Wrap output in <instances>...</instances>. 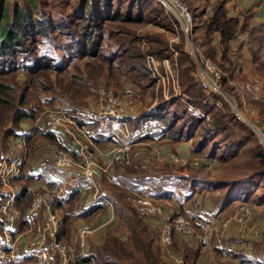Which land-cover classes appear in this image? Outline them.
<instances>
[{"label":"trees","instance_id":"trees-1","mask_svg":"<svg viewBox=\"0 0 264 264\" xmlns=\"http://www.w3.org/2000/svg\"><path fill=\"white\" fill-rule=\"evenodd\" d=\"M185 1L191 5L190 1ZM215 2L217 3L212 6L215 8L213 16L209 20L204 18L205 13L202 9L194 13L192 32L194 46L200 49L202 54L209 59L217 61L220 66L223 65L225 67L226 63H228L226 72L229 79L234 81L235 77L240 75L235 61L229 59L230 44L231 40L238 34L246 33V36L250 39L249 51L252 57L254 73L264 80V60H262L260 54L264 53V24L247 29L245 23L240 22L239 18L228 17L225 8L227 0H217ZM95 3L98 4L99 9L106 7L110 12L104 14V12L97 9L98 7L94 5ZM117 6L118 3H114L113 0H77V3L69 8L70 11L76 13L77 18L75 20L66 22L65 25H51L50 17L43 14L40 10V8L49 7L47 0H0V136H2L3 141L21 136L23 129L20 125L37 120L39 115L46 109L42 110L39 115L31 107L29 109L32 110L28 109V106L33 103L38 92H54L58 86L62 87L64 84L67 86L71 85L75 94H78V103L84 104L88 95H93L92 90L96 91L102 85L110 89L112 87L113 89L115 88L114 92L117 94L131 96H133L132 92L126 91L120 93L117 89L120 90L128 86L127 88L130 91L131 87L144 91L149 88L151 84L149 74L146 66L143 64L142 54L139 50L141 38L144 39L145 45L147 44V52L159 59H168L169 56L166 54L167 48L163 47L164 39L160 33H155L154 35L143 34L142 37L135 33L147 24L159 26L164 31L172 30L171 20L165 9L156 0H126V2L121 0V7L117 11L112 12V9H116ZM141 6L152 15L151 18L122 14L124 12L132 14L135 9L139 10ZM123 7L126 8V11L122 9ZM195 20L197 21L196 23ZM76 31H78L77 37L79 38L78 41H81V44L76 43L75 40H69V44L72 45L68 46L72 49L74 47L84 49L83 53L79 54L78 52V55L75 57L67 58L58 64H53L54 62L51 58L48 59L45 54L38 52L41 46L45 44V39L47 40L52 33L61 39L70 37ZM198 31L201 33L199 34ZM195 33L196 36H193ZM214 35L218 36L219 39V54H217L216 47L211 44ZM104 36L109 40L106 44L113 45L115 50L102 54L103 56H98L100 51H105L101 44ZM88 40H90V44L87 42ZM68 46L66 47L67 49L69 48ZM232 57L236 59L235 54ZM82 60H84L83 66H74L76 62ZM35 61V66L30 67ZM183 65L182 58L181 62H179L178 71L179 67L183 69ZM69 67H72V70H69ZM183 76H186L185 79H183ZM20 77L28 84L24 86L19 97H16L14 89L16 81ZM179 77L181 91L185 96L187 95V100L181 102H166L163 100V103L159 102L155 106L154 114L145 115L131 121L130 128L135 130L145 123L154 124L159 127V131L154 134H146L142 138L143 141L159 140L173 145L189 142L191 147L190 153L194 157L202 156L201 158L204 161L198 164V169L193 168V166L190 167V164L175 166L174 168H169L170 164H167L162 171L153 174L151 179L141 178V175H145V170L140 166H130L123 163L124 171L118 175L117 179L120 181V184L127 187L142 184L150 186L151 182L158 178L161 182L165 181V183L178 179V183L174 185L175 182L173 181L172 186H169L168 190L161 191L162 187L158 186L154 194L155 198L172 203L170 200L177 201L179 199V189L181 187L185 188L187 194L182 197L186 198L205 190L208 192L210 200H213V206L218 211L223 212L225 215L230 214L233 203L237 201L241 203L251 201L253 199L251 197L253 196H251L252 193L250 194V192L252 190L258 191L264 180L263 145L254 133L249 131V136L251 135L254 139L251 142V147H253L254 151L252 150L248 157V160L251 162L247 168L250 170L241 175L243 177L239 180L227 178L218 179L217 181L212 178L210 173L218 171L221 162L235 158L237 156V149H243L247 145L250 147L249 138L248 135H240L236 141L221 143V145H216V147L211 149L212 145L209 140L214 133H226L228 124L232 120L234 124L242 125V122L237 120L234 113H229L228 105H226L224 100H219L216 94H208L201 89L194 74L193 66L180 70ZM221 84H223L222 91L224 90L227 94H229V91H234V88L232 86L230 88L226 83L224 84V81ZM196 87L200 91H196ZM214 102H217V105ZM257 102L261 106L260 113L262 114V125L264 127V100L260 99ZM173 103H179L178 112H181V118L185 120L186 124L170 121L163 126V121L168 117V108L166 107H170V104ZM67 105L74 111L77 110L74 101L70 100ZM213 105L217 107L216 110H219L223 105L226 112H215L210 118L209 116L205 117V113L215 109L212 108ZM195 110H199L202 115L193 114ZM66 111L68 113L71 112L68 109ZM88 114L86 118H77L74 115L73 118L78 123H85ZM158 123L162 125V128ZM187 124L196 127L193 131L194 134L188 133L186 129ZM7 126L9 127L6 128ZM197 130H200L202 135L199 141L196 138ZM38 139L45 140V143L53 142L59 144L56 135L49 133L46 129L36 128L33 134L26 140V144L29 147V157H34L31 148ZM97 141L102 143L106 139L103 137L98 138L94 140L95 144H98ZM208 145L209 148H207ZM233 148L237 149L231 152ZM249 149L251 150L252 148ZM221 150L230 151V153L225 155ZM42 165L44 172L53 171L51 165L46 161ZM209 165H211L210 168L208 167ZM116 166L115 169L118 171L120 166ZM206 170L208 172H205ZM23 171L22 167V175L11 179V183L21 187L19 195L15 198L14 202V206L20 214L19 232L25 231L31 224V220L25 216V211L32 200V192L29 190V185L33 181L38 180V178H43L41 175L36 176L31 174L27 170L24 173ZM163 171H166V174L159 176ZM249 176L252 177L249 178ZM124 189L126 192H122L117 186L112 185L109 199L113 202L114 212L116 211L117 215L121 217L128 227L127 244L125 245L121 238L108 234L104 238L105 240L102 241V243L104 242L103 244L93 245L94 248H89V255L94 258L95 264H121L115 262V260H125L129 264H159L162 257L159 250L154 248V245L157 244V234L148 227L154 223L151 220L143 221V218L138 215L136 210L135 213H131L128 206H125L121 202L123 197H125L124 194L130 190ZM78 192L79 188L76 187L72 193L67 196L58 197L54 202L55 209L62 215L57 235V238L61 241L69 242V227L74 218H81L89 223L104 210V204L97 203L86 210L79 211L76 207L79 198ZM138 192L142 193L141 191ZM219 192L222 195L218 196L215 204V193ZM261 205L258 204L257 206ZM173 206L176 205L174 204ZM190 216L193 217V215ZM3 227L4 224L0 220V231ZM254 243L262 245L263 248L264 239H259L254 241ZM186 245L189 247L194 246V248H188L184 244L176 242L173 243V247L184 260L195 262L197 257L203 255L204 250L202 246L188 245L187 243ZM251 245L246 246L244 250L249 252ZM214 251L217 256L223 254L218 247H214ZM74 252V261L71 264H89V258L82 257L77 249ZM259 253H261L259 247L255 248V252L252 247V256L258 257V261L264 264V256H260ZM137 255H139V259L136 257Z\"/></svg>","mask_w":264,"mask_h":264},{"label":"built area","instance_id":"built-area-1","mask_svg":"<svg viewBox=\"0 0 264 264\" xmlns=\"http://www.w3.org/2000/svg\"><path fill=\"white\" fill-rule=\"evenodd\" d=\"M167 12L170 18L179 23L180 28L189 42V34L193 31L192 14L181 0H156ZM191 55L198 66L197 80L199 86L208 94H217L227 100L220 90V84L226 79L229 84L237 87L242 93L253 100H264V80L252 78L244 84L232 82L221 68L211 63L209 59L200 56L196 59L194 51L189 47ZM147 68L154 80L164 86L166 97L176 96L174 88L175 70L171 69L168 60L161 63L151 55H146ZM156 77V78H155ZM166 81V82H165ZM173 85L172 92L169 89ZM167 84V87H166ZM217 105V102H214ZM140 103L131 95H121L110 88L98 87L96 100L89 112L86 122L78 123L71 115L58 107L46 108L37 120H40L47 131L56 136H64L75 146L78 158L64 148L46 147L52 154L44 160L56 170L62 172V178L52 179L51 184L40 181L29 185L32 200L25 211V216L31 220L29 227L19 232L20 214L14 206L15 198L21 187L11 183V179L22 174V167L26 160V140L30 133H23L9 149L0 150V220L4 227L0 231V264H71L74 261V248L57 238L61 218L57 213L54 202L66 192L67 188L78 186L85 191L94 204H105L110 210L111 202L100 193L95 178L106 174L114 164L128 163L137 159L141 153L135 146L143 142L142 138L150 134L153 128L145 123L132 130L130 122L145 115L154 114L155 110L148 108L144 112L138 110ZM106 139L105 148H99L92 139L91 128ZM144 144V142L142 143ZM95 154L106 159L100 163ZM163 160L185 165L174 153L163 155ZM197 164V163H195ZM209 168L211 165L208 166ZM59 181V182H58ZM67 187V188H66ZM134 192V193H133ZM132 203L138 215L145 220H151L158 227L157 244L170 262L184 264L171 253L173 239L180 237L188 245L207 247L220 240L221 235L228 230L231 223L245 226L251 217L250 209L245 205L236 208L229 218L221 219L217 216L184 215L177 207H168L154 196L146 195L134 190ZM117 222L114 211L96 222L82 224L73 234L75 245L82 249L89 238L101 235ZM86 258L87 254L83 253ZM90 259V258H89ZM92 261V259H90Z\"/></svg>","mask_w":264,"mask_h":264},{"label":"rangeland","instance_id":"rangeland-1","mask_svg":"<svg viewBox=\"0 0 264 264\" xmlns=\"http://www.w3.org/2000/svg\"><path fill=\"white\" fill-rule=\"evenodd\" d=\"M123 1L126 2V0H123ZM181 1L187 6L188 10L192 14L193 26H194V19H193L194 13H196L202 9V10H204V13H205L204 18L206 20H209L210 17L213 16V12L215 9L212 6L215 3H217V2H215L217 0H188L191 3V5H189L185 0H181ZM47 2L49 4V7L40 8V10L43 14L50 17L51 25H53V24L54 25H56V24L65 25L66 22H71L77 18V16L75 15L76 13L69 10L70 7L74 6L77 3V0H47ZM88 2L90 3V1H88ZM113 2L118 3L117 8L112 9V12H115L121 7V0H113ZM227 3L228 2L225 3V7L227 6ZM261 4L262 3L259 2L258 6ZM94 5L98 7L97 8L98 10H101L102 12H104V14H108V12H110L109 9H106V7L99 9V6L97 3H95ZM122 9L124 11H126L125 7H123ZM231 11L233 12L234 10L231 8ZM253 13H254V7L250 5L249 11H246V13L240 14V22L245 23V20L249 17L251 18ZM122 14H124V15H137V16H141L142 18H151V16H152L149 12L145 11L143 6H141V8L139 10L135 9L132 14H130V12H124ZM54 20L56 21L55 23H54ZM170 20H171L170 24L172 26V30L164 31L159 26L147 24L146 26L142 27L141 29H138L137 33H135V34L140 36V37H142L143 34L154 35L155 33H160L163 35V39H164L163 47L167 48L166 54H168V56H169L168 59H159L156 56L151 55L149 52H147V50H146L147 44L145 45V41L143 38H141L139 50L142 54L143 64H144V66H146V68H147L146 55H151L155 60H158V62H160V63L163 60H168L169 65L171 66V69L175 70L176 75H177V77L175 78L174 88L176 89V92L178 91V94L176 96H171V97L167 96L166 97V94L164 92V86H162L160 83H157V81L152 78V76H151V74L147 68V71L149 74V80L151 82L149 88L146 89L147 91L146 90L141 91L140 89L138 90L135 87H131V91H130V89L127 88L128 86H126L120 90L117 89V91H119L120 93H124L126 91L132 92L133 98L135 97V99L140 103V106H138V110L140 112H144L148 108L154 109L155 106L159 104V102L163 103V100L166 102H173V101L181 102L183 100H187V95L185 96V94L181 91L179 72H180V70L186 69V67L191 68V66L194 67V74L196 75V78H197V72H198V66L195 62V59L191 55L189 47H191L193 49L194 54L196 56V59L199 62L201 60L200 56H203L204 58L206 57L204 54H202L200 49H198L194 46V44L192 42V33L189 34V38H188L189 42L187 43L186 36L182 32L179 23L176 21L175 18H174V20L172 18H170ZM196 22L197 21L195 20V23ZM247 23H248V21L245 23V26L247 29H250L251 25L250 24L247 25ZM198 32H199V34L201 33L200 31H198ZM77 34H78V31H76L75 33H72L70 35V37H65V38L60 39V38H57L52 33L51 36L49 38H47V40L45 39V44L43 46H41V48L38 50V52L45 54L46 58H48V59L51 58L52 61L54 62L53 64H58L67 58L75 57L78 55V52H79V54L84 52V49H80L78 47H74L72 49L69 47L70 45H72V44H69V42H70L69 40H75L76 43L81 44V41H78L79 38L77 37ZM244 35L245 34L240 33L233 39H236V38L242 39L244 37ZM105 36H104V39L101 43L102 47L105 49V51H100L98 53V56H103L102 54H107V52H112L115 50L114 49L115 47L113 45L106 44L109 42V40L106 39ZM193 36H196V33ZM87 42L89 44L91 43L90 40H88ZM67 46L69 47L68 49L66 48ZM125 46H127V44H125ZM70 49H72V50H70ZM182 58H183V62H184L183 69L181 67H179V71H178L179 62H181ZM206 59H209V58L206 57ZM28 60L32 61L31 59H28ZM209 61L211 63L215 64L216 66H218L219 68H221L223 70V72L227 75V72H226L227 68L226 67H228L227 66L228 63H226V65L224 67L223 65L220 66L217 63V61H213L211 59H209ZM83 62H84V60L78 61V62H76V64L74 66H76V65L83 66L82 65ZM35 64H36V61L30 67H34ZM68 69L72 70V67H69ZM15 75L17 76V74H15ZM239 75L240 76H236L234 81H232V82L239 83L241 85V84H244L246 81H248L252 78H256V77L258 78L257 75H254L249 79H247V78L245 79V76L241 72ZM185 77L186 76H183V79H185ZM242 77H244V78L242 79ZM222 81H224V84L225 83L228 84L229 87L232 86V88H234V91L233 92L229 91V94H227L226 92H224V90L222 91L223 84H220V90L224 93L227 100H224L221 96H219L217 94H216V96L219 100L220 99L224 100L226 105H228L229 113L230 112L232 114L234 113L237 120L242 122L241 123L242 125H239L237 123L234 124L233 123L234 121L231 119L232 121H230V123L228 124V130L226 131V133L219 134L216 132L210 137L209 141L211 142V145H212L211 149L216 147V145H219V144L221 145V143L236 141L237 139H239L238 137L240 135H244V136L248 135L250 147H249V145H247V146L245 145L246 147H244L243 149L242 148L231 149V152H233L237 149V151H236L237 156L235 158H232L231 160L226 161V162H221L220 163V169L218 171L216 170V172L210 173V175L212 178H214L217 181H218V179H227V178L233 179V180H239L241 177H243L241 175H244L246 172H248L250 170L247 168V167H249L250 162H251L248 160L249 159L248 157L250 156V152H252V150H253V147H251L252 146L251 142L254 139L251 137V135L249 136V134H248L249 131L254 133V135L257 137V139L263 145V148H264V127L262 125L263 124L262 114L260 113L261 112V110H260L261 106H259V102H257V100H253L249 96L242 93L237 87L233 86V84H229L226 79H223ZM27 84L28 83L26 81L24 82L23 78H21V77L19 78L18 81H16V85H15L16 87L14 89V93H15L16 97H19V95L22 93L24 86ZM102 86H104V85H102ZM109 87H111V86H109ZM166 87H167V84H166ZM125 88H127V89H125ZM97 89H96V91H94V89H93L92 90L93 95L92 96L88 95L86 101L84 102V104H82V103H78V94H75L73 87L71 85L67 86L66 84H64L62 87L58 86L54 92L46 91V92L36 93V97H35L33 103L30 106H28V109L31 107L33 110H35V113L36 114L38 113V115H39L40 112L42 110H44L45 108L58 107V108H61L62 110H65V111H66V109L70 110L71 111V112L69 111L70 113H68L67 111H66V113L71 115L72 117L74 115L77 118H81V117L86 118L87 113H89V110L91 111V109L93 107V103L96 100ZM169 89L172 92H174L172 82H170ZM112 90H116V89L115 88L113 89V87H112ZM195 90L200 91V89H198L197 87L195 88ZM74 96H75V98H74ZM70 100H72L76 103L75 108L77 110L74 111L71 107H69L67 105V103ZM91 104H92V107H91ZM170 105H171L170 107H166V108H168L167 109L168 110V113H167L168 117H166L165 120L163 121V126H165L170 121L177 122L178 124H180L182 122L185 125L186 124L185 120L181 118V116H182L181 112H178L179 111V103H173ZM232 106H235L237 111L246 119V121L255 128V130L257 131L259 136L252 130L250 125H248L246 122H244V120L240 117L238 112ZM34 107H36V108L34 109ZM90 107H91V109H90ZM212 108H215V109L209 110L208 113H205V117L209 116V118H210L211 115H213L215 112H217V113L218 112L219 113L226 112V109L223 107V105L220 107L221 109L219 108V110H216L217 107H215L214 105ZM32 109H29V110H32ZM193 112H194L193 114H195V115H197V114L202 115L199 110H195ZM34 122L35 123L36 122L42 123L40 120H34L32 122H25V123H31V125H32ZM22 124L20 125L21 128H23ZM158 125H160L162 128L161 124L158 123ZM152 126L154 127L155 125L152 124ZM8 127L9 126H7L6 128H8ZM195 128L196 127L193 125H188V124L186 125V129L188 130L189 134H194L193 131ZM44 129H46V128L44 127ZM158 131H159V127L156 126L153 128V131L150 134H154ZM236 135H238V136H236ZM201 137H202V135H201L200 130H197V133H196L197 140L199 141L201 139ZM6 141L7 140L3 141L2 136H0V150H4V149L10 150V146H11L10 144L13 143L14 140H13V138L12 139L10 138L7 142ZM143 142L145 143L148 141H143ZM44 143H45V140L38 139L32 145L33 147L31 148V152L33 153V155L36 156L37 154H39L38 156H36V159H34L35 156L29 157V153H28L29 147L26 144V155H25L26 160H25V164L23 165L24 171L28 170L29 168H33V166L36 167V164L39 161L41 162V160L44 157H48V154H52V150L54 148L48 150L45 146H43L42 148L40 147V145H42ZM46 143H49V142H46ZM51 143H53V142H51ZM142 143L140 144L138 142V144L135 146L136 149L139 148L141 150L140 151L141 155L137 159L131 161L132 163L128 162V164L126 163V165L136 166L139 163L146 161V159H148L149 161L154 163V167L151 168L150 166L147 165V168L150 171H145V175L148 174V176H153V174H156V173L162 171V169L167 165V164H163V161H164L163 155L168 154V153H173V152L171 150H169V151H166L165 153H159V155H158L159 159L154 158V157L153 158L146 157V156L143 157V155H144L143 149L144 148L147 151L150 150L151 147L152 148L155 147L159 151H161L160 148H162V149H168V148L162 144L155 143V142L150 143L149 146H146ZM243 144H245V143H243ZM158 146H160V148ZM207 148H209V145ZM249 148H252V149L250 150ZM221 152H223V154H225V155L227 153H230V151L226 152V151H222V150H221ZM201 157L202 156H198L195 159H200ZM97 160L100 161V158H97ZM119 164H117L118 166H120L118 171H114L111 169V171L108 174L103 175V176L105 178H108V176L110 175L111 178H118L117 174L119 175L120 173H123V171H124V164L123 163H119ZM175 166H178V165L176 163H172L168 167L174 168ZM115 167H117V166H115ZM190 167H192V166H190ZM24 171H23V173H24ZM209 171H211V170H209ZM205 172H208V171L206 170ZM184 173H186V172H184ZM163 174H166V171H163V173H161L159 176H161ZM250 177H252V176H249V178ZM141 178H145L144 175H141ZM174 182H175L174 185H176L178 183V179H175ZM151 184H152L151 185L152 186L151 191H152V194H154V191L156 190L154 187L161 186L162 182L158 178V179L153 180ZM111 186L112 185L110 183H108L107 180H105V179L100 181L101 190L106 194H110ZM125 187H126L125 185L120 184V188H118V189L123 192L125 190L124 189ZM144 187H145V185H144ZM146 191H147V188H146ZM124 192H126V191H124ZM130 192H131V190H129L127 193L124 194L125 197H123L121 202H123L125 206L126 205L128 206V208L131 210V213H135L136 211L133 208L134 205L131 202L133 199V193L134 192L133 193H130ZM144 194L152 196V194L148 193V192L144 193ZM186 194L187 193L185 191V188L181 187L179 189L180 198H182V196H185ZM250 194H251V196H253V197H251V198H253L251 201H246V202H244L245 204L241 203L240 201L233 203V205L231 207L232 209L230 210L232 212L230 214H227L226 217H224L222 214H218L216 212L211 213L210 211L207 212V214H203L205 216H211V215L214 216L215 215L218 218L225 219V218H229L230 216H232L234 214L236 208L240 205L247 206L251 211V217L245 226H238L236 224L231 223V225L229 227L230 230L228 229L227 231H225L221 235L220 240L217 243L215 242L216 243L215 245H212V246L210 245V246L204 247L205 248L204 249V256L202 257V258H204V261L202 264H261L262 263L261 261H258V257L252 256V247H253L254 252H255V248L259 247V250L261 251V253H259V255L264 256V253H263L264 252V249H263L264 244L263 243H262L263 244V248H262V245H257L256 243L253 242L249 248V252H247L246 250H244L242 248L243 245H241V243H243L244 240L250 239V238H247V236H256V235L258 236L259 235V231L256 227V223L259 225L260 229L263 228L261 236L264 235V216H263V212H264V180H263L262 184L260 185L259 190L258 191L252 190V192H250ZM200 195L201 194L197 195V193H196L193 195V198H195L196 196H200ZM221 195H222V193L219 192V193H215V198L212 196L215 199V204H216L218 196H221ZM129 197H130V200H129ZM159 200L164 202V204L168 207V209H170L168 201H164L163 199H159ZM212 201L213 200H210L209 205L214 207ZM204 203H205V206L207 207L206 201ZM258 204H262V205L257 206ZM171 207L175 208L177 206H171ZM205 210H208V209L205 208ZM113 211H114V208H113ZM114 213L117 215L116 211ZM182 213L184 215L188 216L183 211H182ZM132 216H134V215H132ZM142 220L145 221V219H142ZM83 222H86V221L83 220ZM125 224L126 223L123 222L121 217L117 215V222L115 224H113L112 229H110L111 226H108V228L104 231L105 234L102 237L103 241L105 240L104 238H106V236L109 234L110 236L121 238L123 240L124 244L126 245L127 244L126 236H128L129 234H128V227ZM151 226L150 225L148 226V227H150L149 229L157 234V232H158L157 225L151 224ZM234 230L236 231V233H234ZM243 237H245L246 239ZM223 239H224V241H223ZM225 239H226V242H225ZM65 243L69 245V242H65ZM103 243H101V244H103ZM229 244L236 245V248L234 250H230ZM70 245H71V247L74 248V250H76L73 239H72V242ZM94 246H96V245H94ZM232 246L233 245H230V247H232ZM88 247L94 248L93 247V241L88 243ZM214 247L220 248L221 251L223 252V254L220 256H217L214 252ZM154 248L159 250L160 255L162 253V255H163L162 260L163 261L166 260L165 262L168 263V261H167L168 257L162 252L161 248L157 244L154 245ZM88 251H89V249H88ZM136 257L139 259V255H137ZM89 258L92 259V261L88 259L89 264H95L94 258H92L90 256H89ZM202 258H200V259H202ZM141 259H143V258H141ZM162 260H161L160 264H162ZM115 262H118L121 264H129L128 262H125V260H121V261L115 260Z\"/></svg>","mask_w":264,"mask_h":264},{"label":"crops","instance_id":"crops-1","mask_svg":"<svg viewBox=\"0 0 264 264\" xmlns=\"http://www.w3.org/2000/svg\"><path fill=\"white\" fill-rule=\"evenodd\" d=\"M262 3L261 5L258 6L259 2ZM227 6L225 7L226 8V11H227V14H228V17H234V18H239L240 19V14L242 13H246V11H249V8H250V5L254 7V13L252 14L251 18H247L245 20V23L248 21L247 25H251V28L252 27H258V26H261L262 24H264V0H228L227 1ZM230 5V6H229ZM231 8L234 10L233 12L231 11ZM204 17V16H203ZM245 34L244 37L241 39V38H236V39H232L231 40V44H230V55H229V59L230 60H234L235 61V64L237 65V68H238V73L240 74L243 73V75L245 76V79H249L251 78L252 76L256 75L254 73V70H253V67H252V57H251V54H250V39L246 36V33H243ZM214 47H216V51H217V54H219V47H220V43H219V39H218V36L214 35L213 39H212V43H211ZM236 56V59H234L232 56ZM261 54V58L262 60H264V53H260ZM22 133H30L33 128H39V129H44V125L43 123H39V122H34L32 125L31 123H23L22 124ZM92 130V139L93 141L94 140H97L98 138H102V136H100L97 131L94 129V127L91 128ZM57 139H58V143L59 144H56V143H45V146L46 147H58V148H64L66 151H68L70 154H72L74 156V158H78L77 156V153H76V149H75V146L73 145V143L68 140L66 137L64 136H56ZM98 142V141H97ZM159 143V144H162L164 146H166L168 149H162L160 148V146H158L160 148L161 151L157 150L155 147H151L150 150H146L145 148L143 149V157L146 156V157H150V158H158V155L159 153H165L166 151H169L171 150L180 160H185L187 162V164H190L191 166H193V168L195 169H198V164L202 163L204 161V159L200 158V159H195L196 157H194L191 153H190V144L189 142H183V143H179V144H169L167 142H164V141H159V140H150L148 142H145L144 145L146 146H149L150 143ZM99 148H105L107 147V143L106 142H98V144H96ZM44 146V144L40 145V147L42 148ZM40 148V149H41ZM39 154H37L36 156H38ZM35 156V155H34ZM36 156L34 157V159H36ZM94 158H100V163H106V159L104 158H101L98 154H95ZM44 158L41 160V162L39 161L37 164H36V167L33 166V168H29L27 170V172L33 174V175H36V176H39L41 175L43 178H38V180H35L33 181L32 183L36 182V183H41L40 181L42 182H45V183H48V184H51L52 182V179L54 178H62L63 177V174L61 171L59 170H56L55 168H53V171L51 172H44L43 171V165L44 164ZM132 163V162H130ZM173 162H170V161H163V164H172ZM197 163V164H195ZM177 164V163H176ZM41 165V166H40ZM117 165V164H116ZM115 164L113 166H111L109 169H108V172L106 174H108L111 169L114 170V171H117L115 169ZM147 165L150 166L151 168L154 167V163L149 161L148 159H146V161H143L141 163L138 164V166H140L143 170L145 171H150L148 168H147ZM178 166H184V165H181V164H177ZM40 166V167H39ZM106 174H101L99 175L98 177L95 178V183L100 191V193L102 194V196H104L106 199H108L110 202H111V207L112 209L114 208V205H113V202L109 199V194H106L104 193L102 190H101V187H100V181L105 179L107 180L108 183H110L111 185H115L117 186L118 188H120V182L118 181L117 178H111L110 175L108 176V178H105L103 175H106ZM180 174H183V173H180ZM22 175V174H21ZM118 176V174H117ZM145 178H148V179H151L153 176H148V174L144 175ZM174 180H171V181H168L165 183V181L162 182L161 184V191L163 190H168L169 189V186L171 187L172 186V183H173ZM59 182V181H58ZM31 183V184H32ZM152 183V182H151ZM145 184H142V185H135L134 187H125L126 189H130V190H134V191H141L142 193H151L152 194V184H150V186L147 187V185ZM158 186L154 187L155 189H157ZM67 188V187H66ZM79 188V198H78V202H77V209L79 211H83V210H86L87 208L91 207L94 205V203L91 201V199H89V196L83 194L85 191L82 190V188L80 186H78ZM146 188H147V191H146ZM29 190H30V187H29ZM73 189H69L67 188L66 192L62 193L61 196H64V195H68L70 193H72ZM156 193V190L154 191V194ZM152 194V196L155 197V195ZM201 194L200 196H196L195 198H193V195L191 196H188L187 198L186 197H182L180 198V196L178 197L179 199L177 201L175 200H170L172 201V203H169L171 206H173L174 204L176 206H178L183 212H185L186 214L188 215H203V214H207V212H211V213H218V214H222L224 217H226V215L221 212V211H218L217 208H214L212 206L209 205V202H210V197H209V194L207 191L203 190L202 192L200 193H197V195ZM59 196V197H61ZM207 203V207L205 206V202ZM208 209V210H205ZM57 213L59 214L60 218L62 219V215L61 213L56 209ZM113 210H110L108 208L107 205L104 204V210L101 212V214H99L98 216H96L94 218V220H92L91 222H96L97 220L101 219L102 217L104 216H108L109 212ZM116 215V214H115ZM116 218H117V215H116ZM150 221V220H149ZM149 221H147L149 223ZM87 222H83V219L81 218H74L70 224V227H69V231H70V240H69V244H71L72 242V239H73V234H74V231L77 227H79L80 225L82 224H86ZM115 224V223H114ZM113 226V225H112ZM112 226L110 227V229H112ZM256 227L259 231V235L257 236H247V238H250L249 240H244L243 243H241L242 248L244 249L246 246H249L250 244H252L254 241H257L259 239H264V235H262V229H260L259 225L256 223ZM229 229V228H228ZM230 230V229H229ZM227 231V230H226ZM234 233H236V231L234 230ZM233 233V234H234ZM105 233H102L101 235H96V237L94 238H89L85 247L82 249H79L75 243V248L78 250L79 254L86 258L83 253L87 254L88 257L90 256L89 253H88V243L92 242L93 241V245H97V244H101L102 241H103V235ZM239 234V233H238ZM239 236V235H238ZM245 238V237H243ZM246 239V238H245ZM74 241V240H73ZM176 242L178 244H184L186 247L188 248H194V246H187L186 245V241L180 237H176L174 240H173V243ZM173 243H172V247H171V253L176 256L177 258H179L184 264H202L203 261H204V258H202L204 256V253L202 256L200 257H197L196 261L195 262H191V261H186L184 260L178 253V251L173 247ZM217 243V242H216ZM216 243H213L212 245H215ZM211 245V246H212ZM230 245H233L232 247H230ZM236 248V245L234 244H229V249L230 250H234ZM250 248V247H249ZM205 248L203 247V250ZM215 252V251H214ZM75 254V252H74ZM161 256H162V259H163V255L161 253ZM202 258V259H200ZM166 260H162V264H176L174 262H170L169 260L168 263L165 262ZM161 263V261L159 262V264Z\"/></svg>","mask_w":264,"mask_h":264},{"label":"water","instance_id":"water-1","mask_svg":"<svg viewBox=\"0 0 264 264\" xmlns=\"http://www.w3.org/2000/svg\"><path fill=\"white\" fill-rule=\"evenodd\" d=\"M236 111H237V109L235 108V106H232ZM238 112V111H237ZM238 114L240 115V117L244 120V122H246L248 125H250L247 121H246V119L238 112ZM250 127L252 128V130L258 135V133H257V131L255 130V128L252 126V125H250ZM259 136V135H258Z\"/></svg>","mask_w":264,"mask_h":264}]
</instances>
